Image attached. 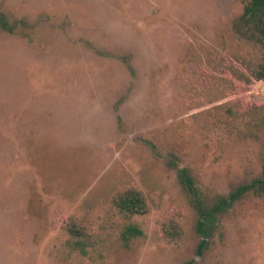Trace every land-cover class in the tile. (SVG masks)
<instances>
[{"label":"rangeland","instance_id":"obj_1","mask_svg":"<svg viewBox=\"0 0 264 264\" xmlns=\"http://www.w3.org/2000/svg\"><path fill=\"white\" fill-rule=\"evenodd\" d=\"M245 1L0 0V264H264V197L203 238L177 175L211 207L261 173Z\"/></svg>","mask_w":264,"mask_h":264},{"label":"trees","instance_id":"obj_2","mask_svg":"<svg viewBox=\"0 0 264 264\" xmlns=\"http://www.w3.org/2000/svg\"><path fill=\"white\" fill-rule=\"evenodd\" d=\"M236 31L241 37L252 41L260 47V58L250 66L249 74L244 80L246 79V82L250 84L253 81H264V0H247L244 2L243 11L238 18ZM256 110L260 111L261 117L264 120V104L256 106ZM177 175L182 188L194 196L192 205L199 219H201L198 220L196 229L203 238L207 235L204 231V222L206 221L211 224L214 221V213L220 210V205H227L230 201L236 200L246 192H252L255 195L264 197V163L258 177L238 186L229 194L227 200L222 199L218 204L211 207L203 205V202L197 197L192 177L185 168L179 169ZM112 204L121 214L128 217L143 215L147 212V204L142 193L133 188L115 194L112 198ZM71 230L73 233H77L78 228L72 226ZM167 232L174 235L176 228L171 226L167 229Z\"/></svg>","mask_w":264,"mask_h":264}]
</instances>
